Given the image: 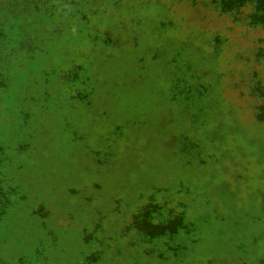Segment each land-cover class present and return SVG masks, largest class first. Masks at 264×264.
Returning a JSON list of instances; mask_svg holds the SVG:
<instances>
[{"label": "rangeland", "instance_id": "374dc122", "mask_svg": "<svg viewBox=\"0 0 264 264\" xmlns=\"http://www.w3.org/2000/svg\"><path fill=\"white\" fill-rule=\"evenodd\" d=\"M65 3L86 0H0V56L29 48L43 9ZM261 13L264 0H222L219 41L163 80L139 68L142 53L108 58L113 83L83 93L74 117L91 157L68 204L82 162L72 123L41 124L0 97L6 151L37 204L60 205L36 206L0 146V217L33 213L0 264H264Z\"/></svg>", "mask_w": 264, "mask_h": 264}, {"label": "clouds", "instance_id": "9594fccd", "mask_svg": "<svg viewBox=\"0 0 264 264\" xmlns=\"http://www.w3.org/2000/svg\"><path fill=\"white\" fill-rule=\"evenodd\" d=\"M161 3L175 14L157 13L155 5ZM221 3L86 0L78 9L67 3L45 7L47 27H31L35 42L27 49L18 44L0 56V97L10 108L34 115L41 124L68 123L78 114L83 93L113 83L106 70L108 58L118 62L129 52L142 53L134 57L139 68L150 79L163 80L185 65L190 49L216 44L221 33L213 22ZM257 20V29L264 30V13ZM32 214L22 209L12 218L0 217V249L21 234Z\"/></svg>", "mask_w": 264, "mask_h": 264}, {"label": "trees", "instance_id": "16d2710c", "mask_svg": "<svg viewBox=\"0 0 264 264\" xmlns=\"http://www.w3.org/2000/svg\"><path fill=\"white\" fill-rule=\"evenodd\" d=\"M70 122L72 123V125L74 127V130H75V135H76V138H77L76 148L78 149L80 155H82V162H81V174L79 175L80 176V181L77 183V187L70 194L71 196H68V198L65 201V203L63 202L64 204H68L70 202V200L72 199V197H74L75 195H77L80 192V187L82 186V182H83L82 180L84 179L85 174H86L87 169H88V160L91 157V154H90V152H88V150H87V148L85 146V142L83 141V138H82L81 126L75 120V118H73ZM0 146L2 147V149H4V151L6 152V155H8L9 164L11 165L14 173L16 174L17 180L20 183V186L26 192L28 198L36 206L42 208L43 210H45L47 212L56 211L58 209L57 207H59L60 205H58V206H53V205L39 206V204H37V202L34 200V198L31 195V192H30V189H29L27 183L25 182L24 178L21 176L20 171H19L14 159L12 158V155L8 154V152L6 151L5 146H4V142L1 140V138H0ZM31 156H33V155H31ZM23 163H24L23 165H25L27 162L24 161ZM30 166H33V167H36V168L40 167V165H38V164H31ZM178 244L181 245V242L178 241Z\"/></svg>", "mask_w": 264, "mask_h": 264}]
</instances>
